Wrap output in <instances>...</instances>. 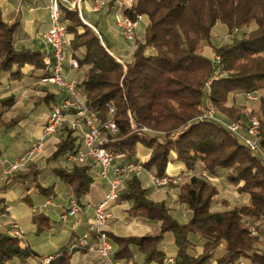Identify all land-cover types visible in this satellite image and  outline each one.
Returning a JSON list of instances; mask_svg holds the SVG:
<instances>
[{"label":"trees","instance_id":"16d2710c","mask_svg":"<svg viewBox=\"0 0 264 264\" xmlns=\"http://www.w3.org/2000/svg\"><path fill=\"white\" fill-rule=\"evenodd\" d=\"M102 1L104 6L107 4V13L119 11L136 20L144 15L148 24L136 43L133 58L122 62L102 30L97 34L94 26L99 29V20L83 14L94 26L88 25L77 9H67L71 6L60 1L67 32L73 35L69 50L79 63L77 91L103 125L99 127L108 126L110 117L116 122V133L105 128L108 131L103 134L108 138L103 146L114 162L138 163L137 153L142 146L151 150L142 165L156 177L167 176L169 162L186 166L188 180L179 184L178 201L191 214L188 221L181 222L164 201L150 196L139 175L130 174L117 201L129 203V215L160 226L153 234L124 236L108 232L115 247L114 258L134 260V264H167L170 257L176 259V264H211L225 241L217 264H239L242 259L264 264V158L228 130L221 119L201 118L211 103L217 115L235 120L241 112L235 104L228 105L230 95L247 97L259 93L260 144L264 150V0H131L130 5L123 0ZM219 22L232 37L214 45L213 29ZM18 27L19 22L4 19L0 6V79L22 80L26 76L23 68L30 65L36 80L49 81L53 53L16 47ZM204 45L212 46L219 59L205 55L201 51ZM68 97L60 87L47 93L43 102L53 110ZM15 102L14 94L0 98V127L7 131L22 120V116L5 117V111ZM80 117L84 118V131H89L88 114ZM61 130L64 135L46 162L51 174L68 186L70 202L75 199L82 210L83 198L91 192L95 180L94 162L98 161L92 157L84 163L69 160L71 154L84 149V136L67 124ZM50 162L56 164L51 166ZM42 173L37 164H30L27 171L15 172L10 183L20 181L28 189L34 186L53 199L55 185H43ZM210 177L227 179L249 197V202L233 207L225 202L224 209L213 210L219 188ZM24 199L33 206L30 196ZM2 204L0 200V216L7 213ZM33 220L38 233L51 224V218L43 212H37ZM251 226L257 230L254 235ZM10 231H0V264L34 256L31 248L21 246L23 239ZM169 237L174 240V255L163 248ZM201 242L202 252L198 253ZM71 244L63 246L51 264H74L72 254L76 249H71Z\"/></svg>","mask_w":264,"mask_h":264},{"label":"crops","instance_id":"0c3cea01","mask_svg":"<svg viewBox=\"0 0 264 264\" xmlns=\"http://www.w3.org/2000/svg\"><path fill=\"white\" fill-rule=\"evenodd\" d=\"M66 2L69 3L71 0H66ZM91 4L92 0L81 1L82 11L84 10L85 14L91 12ZM0 6L3 17L7 22H19V27L15 35L16 47H29L51 52V49L47 45L45 39V34L51 27L48 0H0ZM112 18L114 19V16ZM98 20H102L100 25L101 30L105 37L108 38L111 46L113 47L112 49L114 51L117 50L120 52L121 56H124V50L121 49V51L117 49V40H110L113 37L111 30L108 28L107 30L104 29V27L106 28L109 25V18L105 20L99 18ZM147 24V18L144 19V24H141L139 21V25H137L138 28L136 30L138 39H141V36L144 35ZM116 29L118 30L117 26ZM72 38L73 35L68 33V44L66 45L65 50L66 60L64 62V75L68 80H77L80 78V73L77 71V68H71L69 65V62L71 61L70 59L72 57L71 51L69 50V43ZM131 47L132 49L128 50L130 53L127 55L129 59L133 56L136 45H132ZM210 49H212V47H210ZM203 53L207 55L205 52ZM207 56L210 57V55ZM23 72L26 74V76L22 80H9L8 78L0 79V98L10 94H14L16 96L15 104L9 110L5 111V117L10 119L16 116H22V120L15 129L7 131L0 127V200L3 201L2 205L6 206L7 210L6 214L0 216V231L11 230L10 232H14L17 229V226H19L23 230L24 235L21 246H28L31 248L34 252V256H30L24 261L16 258L10 261L8 264H37L38 256H55L63 246L73 243L88 233L89 223L94 216V206L95 204L101 202L109 191L108 182L98 174V171L101 169L100 166L95 164V168L93 170L95 180L92 184L91 192L83 198L84 206L82 210L77 214L76 217L70 218L67 221L61 220L60 215L65 210V207L69 205L72 193L65 183L61 182L58 178L53 176L49 170L45 169L46 167L49 168L46 159L55 150V145H53V150L48 154V156L44 157L45 162H42L44 161L43 159H37L31 160L30 163L37 164L39 168L43 169V173L40 178V182L43 185H55V197L53 199H48L42 195L38 188L34 186H31L28 189L26 188V184L23 182L15 181L10 183L11 176L15 173L8 171L10 163H12L17 158L18 154L28 150L30 146L34 144L33 142H35V140L37 141V137L41 138L42 131L44 130L46 113L45 110L39 111L37 104H35L38 102V95H41L40 97H42L47 93L56 92L58 90L51 84L46 86L43 84V81L36 80L35 74H32L33 68L30 65L25 66L23 68ZM42 89L46 90L42 92ZM20 103H25L24 109L15 110L14 108H16ZM29 119H34V123L36 119H38L36 123H38L39 126L35 128L39 130L38 136L37 132L35 131L31 132L32 134H29L28 128L30 125L24 122ZM41 119L43 121L39 122ZM24 127L25 131L21 132L20 130ZM48 142L49 139L46 143ZM183 168L184 164L178 163L172 165L169 168L168 174H170L171 181L168 184L177 182L178 179L176 176L179 175V170H183ZM139 177L141 178L143 185L149 189L150 196L154 200L166 202L173 216L181 222H186L189 220L191 216L190 211L185 204H181L178 201V192L172 193V198H170L171 196L169 197L168 194H165L166 189L164 187L167 185L158 186L154 182L150 173L143 172L139 175ZM26 195L31 197L33 206H30L24 199ZM244 198L245 200L247 198L248 201H245V203H248L249 197L244 195ZM173 201H176L178 206L173 207ZM128 207V202L122 201L113 204L112 212L114 214L109 220L110 234L126 235L120 232V230L122 231L124 229L125 220H128L130 223L131 221L133 222V220H140L144 224H150V220L142 217L130 216L127 211ZM177 210L178 213L179 211L182 213L184 210H188V218L182 220L180 215L177 213ZM37 212H43L51 218L50 226L42 233L37 232V227L33 220L34 215ZM146 233L147 232H144L138 235H144ZM168 239L170 241L172 239V243H168L167 249L166 244L164 245L163 242V248L169 255H174L176 254L174 240L172 237H169ZM96 242L97 239L93 237L92 243ZM199 246L203 248L202 242L197 245V248ZM225 246L226 242L224 241L218 247L214 259L212 260L213 264H217L216 259L222 254ZM97 261L98 257L96 254L88 251L86 248L76 249V251H74L72 254V262L74 264H95ZM147 264L157 263L152 262ZM239 264H250V262L246 259H242Z\"/></svg>","mask_w":264,"mask_h":264},{"label":"built area","instance_id":"2783aa9c","mask_svg":"<svg viewBox=\"0 0 264 264\" xmlns=\"http://www.w3.org/2000/svg\"><path fill=\"white\" fill-rule=\"evenodd\" d=\"M66 4V0H63ZM82 0H73V7H66L67 9H78L79 13L82 11L81 6ZM129 1V5L131 0H123ZM48 8L51 18V27L47 31V34L52 38L57 39V54L60 58V62H64L66 60V45L68 44V32L66 22H59V15L54 10V0H48ZM104 8H97L91 11L100 12ZM116 24H119V27H125L128 31V35H133V25L139 23L136 20V17L133 18V23H119L115 21ZM88 25H91L87 22ZM93 26V25H91ZM97 34L100 35L99 30L94 26ZM219 57H216L218 60ZM70 60H74V67L78 68V61L71 57ZM49 63V61H46ZM49 79H60L67 81V88L65 90H72V102L69 105H78L84 106L86 111L88 112V119L90 122V132H82L81 136H84V150L82 152H78L76 154H71L69 157L73 158V162L84 163L88 159H90V155H99L100 162H94L96 165L100 166V170L98 171L99 176L104 178L109 184V191L106 194L103 201L99 202L94 206V216L90 221V228L88 233L83 235L77 241H74L71 244V249H81L87 248L93 252H95L98 257V261L95 264H134L133 261H124L120 259L114 258V244L107 233V229L105 228V224L109 218L112 217V213L110 211V206L113 204L124 187V181L127 176L132 174L133 172H139L142 170V166L138 164H119L114 162V157L111 153L103 146L108 138L103 136V129L111 126H117L116 124L111 123L110 117V125L106 127L98 126V118L95 112H92V109L86 105V101L82 100L78 91H77V80H68L64 75V72H52V76ZM250 98H257L254 94L248 95ZM250 116H253L251 114ZM201 118L207 119H215L212 117L211 110L207 107V113H204ZM61 120L60 116L51 115V125L46 127V132L48 134L53 133V128L56 123ZM223 124H225L228 130H232L234 134L239 138L246 140L249 147L253 150V152L258 153L259 155L264 156V150L261 148L260 144V121L259 118H256V124L253 125V132H249V136H241L237 131H234L231 126H228V122L219 120ZM24 165V160H18V162H13L10 165V170H18L21 169ZM154 182L158 185H167L171 181L170 176L156 177L152 176ZM81 211V206L79 203L72 199L70 205L63 211L60 218L63 221H67L70 218L76 217L77 214ZM18 228L13 232L14 235L22 238L23 230L17 226ZM250 231L252 234H256L257 230L251 226ZM93 234H96V243H92ZM54 259V255H41L37 257V264H51ZM167 264H176V259L174 257L168 258Z\"/></svg>","mask_w":264,"mask_h":264},{"label":"rangeland","instance_id":"374dc122","mask_svg":"<svg viewBox=\"0 0 264 264\" xmlns=\"http://www.w3.org/2000/svg\"><path fill=\"white\" fill-rule=\"evenodd\" d=\"M60 1H63V0H58L59 8H60ZM95 1L96 0H92L91 10H93L92 8H93V5H94ZM108 2H109V0H108ZM118 2L119 1H117V3ZM66 4H68L69 6L73 7V0H71V2H69V3L66 2ZM106 5L104 6V8L106 7ZM118 12H116L114 14V11L112 10V12L107 13V10L104 9L101 12L91 11V12H88L86 14H85V11H84V15L87 18H90L91 20H98L99 18L105 20V19H108L109 18V25L106 28L104 27V29L107 30V28H108V29L111 30V32L113 34V37L110 40H112V41L113 40H117V43H118L117 49H119V50L123 49L124 52H125V55L124 56H121L120 52H118L117 50H115L114 52L117 55V57H120L122 59V62H127V61H129V60H131L133 58V56H132L129 59V57L127 56L130 53V51H128V50L132 49L131 46L132 45H136V43L138 41H140V39H138V34L136 33V30H137L138 26H137V28L135 30L136 39H135V37H134V40H128V39H126L123 36V34H121V32L116 29L115 19H116V15H117ZM79 15L82 18V20L85 23H87V21L83 17V12H80ZM113 16H114V19L112 18ZM141 16H143V19L140 20V22H141V24H144L145 17H144V15H141ZM49 18H50V16H49ZM101 21L99 22L100 25H101ZM50 22H51V18H50ZM138 25H139V23H138ZM98 30L101 31V27H99ZM237 34L240 35L241 34V31H239ZM229 35H230V38H231L232 36H231L230 32L228 31L227 27H225V25H223L220 22L217 23L216 26L213 29V43H214V45H219V44H222V43L226 42L227 39L229 38L228 37ZM142 37L143 36H141V39H142ZM210 47H212V46H210ZM210 47H208L207 45L206 46L204 45V46L201 47V51L205 52L207 55H210L211 58L216 59L217 56H216V54H215V52L213 50V47H212V49H210ZM131 52H132V50H131ZM51 53H52V49H51ZM46 59L47 58H45V62H46ZM69 65H70V62H69ZM71 68H73V67H71ZM62 72H64V67L62 69ZM48 80L49 81L42 80L43 81V84H45L46 86H49L51 84L53 87H55L57 89H59L60 87L63 88V89L66 88L65 86L59 85V84L55 83L54 81H52L50 79H48ZM65 82L67 83V81H65ZM45 90L46 89H42V92H44ZM66 92H67V90H66ZM38 96H39L38 97L39 98L38 99V102L35 103V104H37V107H38L39 111L40 110H45V113H46V117H45V120L46 121L44 123V130L42 131V136H41V138L37 137V141L35 140V142H33L34 144L32 146H30V148H29L30 150L28 149L29 151L26 150V151L21 152L20 154H18L17 158L13 161V162H17L18 160L23 159L24 160L23 167L21 169H18V170H10V166H9V169H8L9 172H18V171L25 172V171H27L29 169L31 160H37V159H43L44 160V157L48 156V154L53 150V145L56 146V144L59 141L60 137L64 135V133L62 132L61 128L63 126H65L66 124L70 128H72L73 130H75V132L77 134H79L80 136L82 135V132L80 131L79 128H80V123L83 126L84 118L80 117V115L78 114V107L77 106H68V107H65L64 106L63 107L62 106L64 104V102H63V104L61 105L62 107L61 106H56L52 110V108L49 107L48 104H45L43 102L44 96H42V97H40L41 95H38ZM258 96H259V93L256 94V97L257 98H250L249 96L246 97V96H241V95H230V100L228 102V105L235 104V106H238V108H240V112H241L240 115H239V117H237L235 120H229V119H227V118H225L223 116L217 115L216 114L217 110L214 108V106L211 103H210V106H213V109L215 110L214 115L217 118H219V119H221L223 121H226L228 123H234V124H239L240 126H243L244 129H246V132H245V130H243L244 131L243 133L244 134H247V127H248L249 123L251 122V120L254 119V118H259L258 117V108H259V99H258ZM80 97H81L82 100L85 101V98L82 95H80ZM24 104L25 103H20L14 109L15 110H22V109H24ZM57 107H60L61 110H62L61 124L56 128L55 132L48 134L46 132L47 123L49 122V119H50L53 111ZM70 108H76L77 111L71 113L69 111ZM205 111H206V109H205ZM251 114H253V116H250ZM34 119H29V120H26L24 122H26V123H28L30 125V127L28 128L29 134H32L31 132H34L35 131V132H37V136H38L39 130L35 129L36 127L39 126L38 123H36L38 119H36L35 123H34ZM42 121L43 120L41 119V121H39V122H42ZM30 123H32V124H30ZM98 124L100 126H103V125L100 124L99 121H98ZM81 129L83 130V132H88V131H84V128H82V127H81ZM20 131L21 132H24L25 131V127L22 128ZM104 131H108V130H106L104 128L103 129V134H104ZM247 135L249 136V134H247ZM104 137L107 138L106 135H104ZM48 139H49V142L46 143L48 141ZM150 152H151V150L140 146V148L138 150V153H137V158L139 159V162L138 163H133V164L141 165L142 166V170L139 171V172H133L134 174L140 175L143 172H148V173L151 174V176H154V174L152 172L146 170L143 167V165H142L143 162H145V161L148 160V158L150 156ZM42 162H45V160L42 161ZM12 163H10V165ZM176 163L177 162H175V161L169 162L168 167H167V176H170V174H168L169 168L172 165L176 164ZM50 164H51V166L52 165L54 166L56 163L50 162ZM130 164H132V163H130ZM178 164H180V163H178ZM176 168H177V166H176ZM45 169L50 171V167L49 168L46 167ZM182 172H183V174L181 175ZM186 174H187V172H186V166L184 165L183 170L180 169L179 170V175L176 176L177 179H178L177 182H175L173 184H167V186L164 187L166 189L165 194H168V196L169 197L171 196L170 198H172V193L179 192V184H182L186 180H188V176H186ZM210 180H211V182H213L214 184H216L218 186V188H219V194L215 197V202L213 204L214 207L212 208L213 210L224 209L225 208V205H224L225 202H227L230 207H233V206H235L237 204H243V203H245V201H248L247 198L245 200L244 194H241L238 191L237 186H235L233 184H230L227 179H225V178L224 179H222V178L219 179V178L210 177ZM162 192H164V191H162ZM117 199L114 202H112V203L115 204V203L121 202L119 200L117 201ZM113 204L110 206V211L112 213V216L114 214L112 212ZM172 206L173 207L174 206H178L177 202L176 201H173V205ZM177 213H178V210H177ZM178 214L180 215V218L182 220H185V219L188 218L189 212H188V210L187 211L184 210L182 213L179 211ZM111 218H109L107 220L106 224H105V228L107 229V233L109 232V220ZM159 226H160L159 223H156L155 221H150V224L149 223L148 224H144L140 220H136V221L133 220V222L131 221V223L128 222V220H125L124 229L122 231L120 230V232L126 234L124 236L138 235V234L144 233V232H147L146 234H153V233H156V232L159 231ZM108 235H109V233H108ZM109 237L111 238L110 235H109ZM262 237L264 239V235H262ZM23 238H24V235H23L22 239ZM168 243H172V239H171V241L168 238L164 240V245L166 244V248L167 249H168ZM87 250L95 254V252H93V251H91L89 249H87ZM196 250H197L196 252H202L201 246H199ZM211 264H213V262Z\"/></svg>","mask_w":264,"mask_h":264},{"label":"bare ground","instance_id":"6f19581e","mask_svg":"<svg viewBox=\"0 0 264 264\" xmlns=\"http://www.w3.org/2000/svg\"><path fill=\"white\" fill-rule=\"evenodd\" d=\"M104 4H105L104 1L97 0L94 3L92 9L95 10V7H97V8H104ZM54 10L57 13V15H59V22H66V20H64L62 18V13L60 12V9H59V7L57 5V0H54ZM94 12H97V11H94ZM142 18H143V16H138L137 17V20L140 21ZM115 20L118 21L119 23H133V19H130V18L124 16L122 13H118L116 15V19ZM137 25H138V23H136V24L133 25V35H135V30L137 28ZM116 26H117L118 30L121 32V34H123V36L126 39H128V40H134V37L135 36L128 35V31H127V29L125 27H119V24H116ZM45 39H46L47 44L52 49V53H53L54 62H53V65H52V72H62V69L64 67V62H60V58L58 57V54H57V39L56 38H52L47 33L45 34ZM70 66L71 67H74V60H71L70 61ZM51 80L54 81L55 83L59 84V85L65 86L67 88V83L64 80H60V79H51ZM67 92H68L69 97L66 100H64V104L62 105L63 107L64 106L65 107H68L66 105H69L72 102V90H67ZM71 106H77L79 108V115H87L88 114V112L86 111V109L84 108V106H78V105H71ZM209 109L211 110L212 117H215V115H214L215 110L213 109V106H210ZM110 112H111V114L114 113L113 112V108L110 109ZM52 115L60 116V118H62V110H61V108L60 107H57L53 111ZM111 123L112 124H116V122L114 121V119L112 117H111ZM60 124H61V120H59V122L54 125L53 132H55L56 128ZM254 124H256V118L252 119L251 122L249 123V125L247 127V134H249V132H253V125ZM50 125H51V117L49 119V122L47 123V127H49ZM109 125H110V118L108 120V126ZM228 126H231L234 131H237V133H239V135H241V136H248L247 134H244L243 133L244 132L243 130H245V132H246V129H244L243 126H240L239 124H229V123H228ZM81 127L83 128V126L80 124V129H81ZM108 128L110 129V131L112 133H116L117 130H118V127L117 126H111V127H108ZM230 131L232 133H234L232 130H230ZM88 132H90V122H89V131ZM244 141L246 142V144H248L246 140H244ZM83 144H84V140H83ZM83 150H81L80 152H82ZM256 154H258V153H256ZM260 156L264 158L263 155H260ZM90 157H92L95 160H97L98 162H100L99 155H90ZM69 160L73 161V158L69 157Z\"/></svg>","mask_w":264,"mask_h":264}]
</instances>
